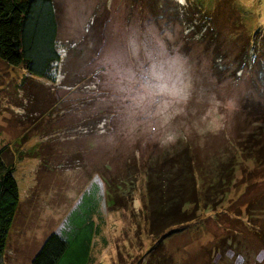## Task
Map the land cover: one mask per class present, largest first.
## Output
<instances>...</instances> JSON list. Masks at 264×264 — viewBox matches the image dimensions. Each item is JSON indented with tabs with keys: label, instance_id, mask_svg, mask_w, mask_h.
Returning <instances> with one entry per match:
<instances>
[{
	"label": "rangeland",
	"instance_id": "1",
	"mask_svg": "<svg viewBox=\"0 0 264 264\" xmlns=\"http://www.w3.org/2000/svg\"><path fill=\"white\" fill-rule=\"evenodd\" d=\"M54 1L61 52L57 79L39 78L0 58V150L17 165L14 176L20 201L1 264H31L50 233L59 232L69 222L73 226L89 219L97 227L89 264H264V164L237 145L253 126L248 124L242 101L247 96L264 97V69L258 68H264V0ZM196 7L209 13L218 31L211 41L209 34L198 39L184 31L183 17ZM136 20L172 25L178 32L177 45L202 68L199 74L204 86L219 100L231 97L237 101L238 109L228 115L219 133L193 135L166 150L123 142L111 147L99 135L112 127L107 113L89 115L92 105L85 100L79 108L66 102L71 93L91 83L82 70L111 24ZM254 36L259 48L253 54ZM220 54L222 66L218 67L215 58ZM238 66L242 69L236 72ZM23 108L32 112L24 114ZM34 123L38 126L33 130ZM25 132L29 134L26 140ZM16 137L22 138L20 145L15 144ZM230 141L236 151L233 176L222 191L213 194L214 201L208 200L202 194L204 180H208L210 165L231 158ZM32 144L40 145L41 162L36 158L18 163L19 150L25 152ZM186 144L194 162H186L185 167L192 174L195 170L198 177L197 183L192 174L189 178L196 183L193 194L199 196L198 216L195 223L180 225L181 231L163 238L159 247L164 254H155L159 248L145 228L140 175L153 160H162ZM124 179L132 182L115 191L124 193L126 204L120 198L114 203L108 193L110 183L114 180L118 185ZM153 244L155 250L148 255Z\"/></svg>",
	"mask_w": 264,
	"mask_h": 264
},
{
	"label": "trees",
	"instance_id": "2",
	"mask_svg": "<svg viewBox=\"0 0 264 264\" xmlns=\"http://www.w3.org/2000/svg\"><path fill=\"white\" fill-rule=\"evenodd\" d=\"M183 7L186 6H181L182 9ZM196 8L197 10L191 15L183 17L184 31L198 39L209 34L211 41V36L212 39L216 37L218 31L214 30L209 13ZM256 33L253 34L256 36ZM57 35L58 17L54 0H0V58L7 63L24 68L31 75L55 81L57 79L56 64L61 60ZM255 36L250 43L253 54L259 48ZM244 52L246 54V51ZM244 52H241L243 59L246 57ZM222 58V54L215 58L218 67L222 66ZM258 68L264 69L262 66ZM241 69L242 66L235 68L236 72ZM241 108L248 124L253 126L240 137L237 145L256 162L264 164V97L247 96L242 101ZM22 110L25 114L32 112L24 108ZM37 126L34 123L31 127L34 130ZM28 135L27 132L23 134L24 140L28 138ZM21 140L22 138L16 137L15 144L20 145ZM27 148L25 152H22L23 148L19 150L21 156L18 157V163L24 159L36 158L41 162L40 145L35 144ZM229 149L232 152L230 159H221L219 161L223 163L209 167L208 180H204L202 192L208 200L214 201L216 196L213 194H218L226 183L228 185L231 181L235 169V161L232 157L236 153L231 141ZM188 161L193 164L194 159H192L190 146L186 144L170 155L167 154L162 160H153L154 164L147 165L143 175H140L142 179L140 183L144 188L142 209L145 228L147 234L154 239L155 247L159 248L155 254H164L159 245L164 243L163 238L181 231L182 229H178V226L196 222L199 196L193 194V190L197 189L198 177L195 170L194 175L187 171L185 163ZM14 163L8 160L6 152L0 150V264L8 233L20 202L19 183L14 176L17 165ZM191 174L196 177L195 184L189 181ZM126 179L118 181V185L115 184L117 181H111L112 191L108 193L110 196L113 195L114 203L120 198V202L126 204L124 193L122 195L115 191L117 188L123 190L128 187L132 180ZM106 197L110 199L107 194ZM96 229L92 219L75 223L73 226L69 222L59 232H52L44 239L31 259V264L92 263L91 243L94 235L97 234ZM155 247L154 244L151 246L148 255L154 252Z\"/></svg>",
	"mask_w": 264,
	"mask_h": 264
},
{
	"label": "clouds",
	"instance_id": "3",
	"mask_svg": "<svg viewBox=\"0 0 264 264\" xmlns=\"http://www.w3.org/2000/svg\"><path fill=\"white\" fill-rule=\"evenodd\" d=\"M177 38L176 29L163 21L115 22L108 28L82 70L91 83L66 101L77 108L81 100L89 102L92 116L107 113L112 127L99 133L106 145L166 150L193 135L219 133L238 109L234 98L219 100L204 86L202 68Z\"/></svg>",
	"mask_w": 264,
	"mask_h": 264
},
{
	"label": "crops",
	"instance_id": "4",
	"mask_svg": "<svg viewBox=\"0 0 264 264\" xmlns=\"http://www.w3.org/2000/svg\"><path fill=\"white\" fill-rule=\"evenodd\" d=\"M21 69H22L24 72H26L24 68H21ZM22 113H23V112H22ZM24 114H25V113H24ZM32 145H33V144H32Z\"/></svg>",
	"mask_w": 264,
	"mask_h": 264
},
{
	"label": "snow or ice",
	"instance_id": "5",
	"mask_svg": "<svg viewBox=\"0 0 264 264\" xmlns=\"http://www.w3.org/2000/svg\"><path fill=\"white\" fill-rule=\"evenodd\" d=\"M181 2H183V0H181Z\"/></svg>",
	"mask_w": 264,
	"mask_h": 264
}]
</instances>
